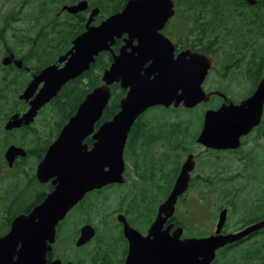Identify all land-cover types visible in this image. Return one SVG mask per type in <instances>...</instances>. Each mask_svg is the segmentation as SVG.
I'll list each match as a JSON object with an SVG mask.
<instances>
[{"label": "water", "instance_id": "95a60500", "mask_svg": "<svg viewBox=\"0 0 264 264\" xmlns=\"http://www.w3.org/2000/svg\"><path fill=\"white\" fill-rule=\"evenodd\" d=\"M247 2L256 4L255 0ZM88 7L87 1H80L63 6L61 11L76 15L87 11ZM98 13L97 8L89 12L85 30L56 63L32 76L19 96L20 100L31 99L29 110L22 116H11L5 125L6 130H11L30 124L37 112L68 82L90 69L100 53L112 54L110 66L102 73V84L84 97L38 166L41 182L55 178L54 190L28 215L16 217L8 234L0 238V264H44L46 253L55 241L57 225L85 194L123 182L125 140L135 121L147 110L179 106L193 109L213 94L226 101L223 94L206 95L201 87L210 59L190 51L175 57L174 45L161 33L175 15L174 0H128L120 12L94 25ZM123 35H126L124 44L114 54L112 46ZM1 64L13 65L19 70L23 67L22 61L12 53L4 57ZM113 84H118L125 92L119 110L94 132L110 101ZM263 108L264 77L253 94L239 104L223 103L217 110H207L196 144L215 151L238 150L241 139L260 126ZM90 135L94 144L88 151L82 141ZM18 152L23 155L20 149L10 147L6 158L12 161ZM194 168L195 159L190 154L145 236L131 228L122 216L118 217L128 242L124 264H212L217 251L264 230L262 219L235 233L222 234L227 209L219 213L214 234L205 238H182V227L172 233V226L163 229L174 215L178 198L187 191ZM94 237L95 229L85 225L80 229L75 246H84ZM52 264H61V261Z\"/></svg>", "mask_w": 264, "mask_h": 264}, {"label": "flooded vegetation", "instance_id": "af4514ba", "mask_svg": "<svg viewBox=\"0 0 264 264\" xmlns=\"http://www.w3.org/2000/svg\"><path fill=\"white\" fill-rule=\"evenodd\" d=\"M244 3L247 5L246 8H257L258 6L257 1L254 5H250L247 0H245ZM174 18V16L170 18L165 24L164 28L161 30L163 36L167 37L174 45V56L176 57L181 52L190 51L191 53L208 57L210 59V68L207 70L204 76V80L201 84V87L206 95H211L213 93L218 92L220 94H223L226 98L225 101L218 94H213L209 97L208 101L203 102L193 108L197 109L199 106L205 108L204 112L199 118V135L203 126L204 113L207 110H217L223 105V103L239 104L240 102L247 99L253 94L260 80L264 77V60L263 57L259 58L257 55L262 49H264V33L260 34L262 36V39H260L259 37V39L253 42V40L247 35V28L245 32H242V36H236L235 34H223V32L220 31L222 28L221 25L211 26L207 24H202L200 26V32L191 34L188 37L183 36L179 39H176L173 35L172 21ZM197 19L200 21V23L207 20H211V18L208 16H199ZM227 27L230 28L233 26L227 25ZM240 28H244V26H241ZM210 30L213 32V35H211ZM125 38L126 35H123L121 38V46L124 44L123 40ZM133 44H135V42H133ZM19 60L22 61V59ZM56 61L54 63H56ZM257 63H260V66L258 68H255L254 65ZM22 68L27 71L28 76L30 78V82L34 74L32 73L30 68L24 66ZM28 84L26 85V87L28 86ZM26 87L23 88V90L19 93L16 99L12 98V100L9 102L11 106H16V108L13 109L14 111L12 110V113H10L8 117L3 120H0V203H4V208H2V210L4 211L5 215L4 217L3 215L0 217V238L8 234L11 224L16 217L21 215H28L36 206L41 204L43 200L54 190L55 186L52 182L53 180H55V178H50L46 182H41L37 175L38 166L43 161L49 147L57 139L59 133L62 130V127L69 120L68 119L58 131L55 126V120L53 123L54 126L51 131L46 132V129L38 122V120L42 114H45L46 109L49 111L51 117L56 118L51 111V107L48 106L52 101L51 100L47 105H45L37 112L35 118L30 124H22V126L19 128L6 130L5 125L7 124L11 116L15 114L22 116L30 108L29 101L31 99L29 101H26L20 100L19 98V96L22 94ZM226 87H248L254 90H252L249 95H247L240 101H234L232 99H229L223 91L219 90V88ZM178 108H182V106H179ZM141 116L135 121L133 126L130 128L127 138L125 140V145L123 149V161L125 165L123 173V182L121 184L107 185L100 190H94L85 194L84 198L76 206H74L65 216V218L57 225L55 241L51 245V250L46 253L44 264H52L56 260H60L61 264L71 262L65 261L63 258H61L56 250L60 243L61 228L65 226V223L66 221H68V219H70V216L74 215L80 208H83V212L97 211L100 210V208L106 209V203L102 205L101 203L93 202L94 196L102 195L104 197L106 194L110 193L116 188H125L123 192L119 193V196L115 199L114 203L109 206V208H112L110 218H115L116 227L118 229V235L120 237L119 256H121V260L118 264H124L128 249V242L123 235V224L118 221V217L122 216L127 222V224L134 230L138 231L141 235L145 236L147 234L148 229L150 228L151 224L157 216L159 206L167 199L170 192L172 191L174 182L172 183L169 192L164 196V192H158L156 187L153 186L154 183H151L148 180L143 181L137 178L138 181L136 183L131 182L127 168L154 167L157 164L161 166H163L164 164L166 166H169L172 164L173 160L172 152L168 149V146L164 142L158 144L160 153H156V150L158 148L157 145L151 144L156 141V135L152 133V129L146 128L145 126H138V121ZM263 116L261 124L263 121ZM98 122L95 125L94 132H96L98 129ZM37 123L38 126L36 127ZM257 128H255L249 135H251ZM151 133L153 137L151 136ZM246 137H243L241 139L242 145ZM82 144L86 147L88 151L91 150L94 144L92 135L86 137L82 141ZM10 147L20 149L21 152H23V155L18 152L17 155L13 158V160L10 161L6 158L7 150ZM202 149L205 150L204 152H221L204 148ZM224 152L233 153L236 151L227 150ZM190 154L194 156L196 168V164H198V159L200 156L198 157V154H193L190 152L184 154L186 156L183 160H181V165L186 159V157ZM195 168L190 174V182L187 191L181 197H179L176 202L173 217L167 220L163 225V229H166L168 226H172L170 233H172L177 227H182L181 224L176 220L175 214H177V212L179 213L178 205L181 203L182 200L186 199L188 191L193 186V174ZM156 179H159L160 184L164 188L167 186L168 179H171V177L167 174L159 173L155 176V180ZM2 187H5L6 189L1 190ZM223 209H227L228 217L229 213L231 212L230 210H232V207H224L219 205V207L217 208L218 215ZM213 223L215 224L212 232H203L198 237L194 238H205L213 235L215 232L217 220ZM225 224L221 231V233L224 235L229 233H235L247 226L245 225L238 227L237 229L235 228L232 230H227ZM85 225H90L91 227H93L95 229V236L97 235V227L93 226L89 222H84L81 224V227L78 230V235L77 238L74 240V243H76L80 235V229ZM251 237L252 236L241 240L238 243L226 246L225 248L217 251L216 256L220 251L224 249H230L233 246L246 244L248 241L251 240ZM182 238L185 237L182 236ZM93 240L94 238L84 246L79 247L78 250L89 249L91 246L88 245H90ZM103 249L105 250V252L109 251V249L104 246ZM99 250L100 248L96 249L95 252V259H98V261H100ZM15 258L16 257H14V259Z\"/></svg>", "mask_w": 264, "mask_h": 264}, {"label": "rangeland", "instance_id": "374dc122", "mask_svg": "<svg viewBox=\"0 0 264 264\" xmlns=\"http://www.w3.org/2000/svg\"><path fill=\"white\" fill-rule=\"evenodd\" d=\"M43 2L44 0H0V28H4L6 34V43L4 39L0 40V67L2 66V59L8 56L10 52L14 54L16 59H21V56L30 54L33 50L34 38L40 46H44L46 42L40 39L37 40L39 34H47L49 42L52 43L55 42L54 39L58 40L56 36L52 35L51 30L56 23L65 20V15L58 14L54 5L43 7ZM177 2L178 6L176 0H174L175 18L172 24L173 35L176 39H179L196 33L195 29L198 28L200 21L198 20V25L195 24L197 17L187 8L186 0H177ZM9 13H13L14 18L5 26L3 18ZM259 37L262 39L261 35ZM20 76L26 77L27 75L21 74ZM13 89V86H9L7 90L8 101L14 98ZM219 90L223 91L229 99L240 101L249 94L250 88L226 87L219 88ZM14 108H16L15 105L11 106L9 103L0 102V114L12 111ZM204 109L199 106L192 113H186L182 108L173 110L171 108L154 107L144 113L143 120H166L165 124H159L163 128H167L171 123L181 124V121L190 125L189 121L192 120V125L188 129L191 134L190 138L194 131H198L199 118ZM175 113L177 114L175 115ZM55 120L56 118L51 117L46 109L45 114L39 117L38 122L48 132L53 128ZM187 149L190 153L198 154V157H200L193 174V186L188 191L186 199L178 205L179 213L175 214V218L184 229L183 237H198L203 232H212L215 224L213 222L217 220L219 205L228 206L225 200H220L221 197L239 196L244 198L246 193L241 190L249 185L248 175L255 178L264 175V116L262 124L246 137L243 145L236 152H204L205 150L198 144L187 146ZM156 153H160L159 147ZM184 154L176 152L175 156L178 155L177 159L183 160L186 156ZM127 170L131 182L136 183L138 180L133 175V167H128ZM4 189L6 188L2 187L1 190ZM124 190L125 188H116L104 197L102 195L94 196L93 202L102 205L106 203V209L100 208L97 211L83 212V208H80L74 215L70 216L65 226L61 228L60 243L56 249L61 258L73 263L78 261L80 264H90L95 261L96 249L100 248L99 259L108 258L111 264L119 263L121 260V256H119L120 237L115 218H110L112 208H109V206ZM2 208H4V203H0V217L5 216ZM230 211L225 227L227 230L237 229L242 225L240 221L244 217L233 208ZM84 222H89L97 227V238L88 245L91 246L89 249L78 250L79 247L76 248L74 240L77 238L78 230ZM116 237L119 241L113 243V239ZM107 240L112 244V247L105 252L103 241ZM251 241L252 239L246 244L249 245ZM231 252L228 251L226 254H231Z\"/></svg>", "mask_w": 264, "mask_h": 264}, {"label": "trees", "instance_id": "16d2710c", "mask_svg": "<svg viewBox=\"0 0 264 264\" xmlns=\"http://www.w3.org/2000/svg\"><path fill=\"white\" fill-rule=\"evenodd\" d=\"M80 1L88 2V10L85 12L78 13L76 15H70L66 12H62L65 15V20L58 22L54 25L51 33L56 36L58 40L54 39V43L49 42L47 34L37 35L38 39L46 42L44 46H40L36 38H34V44L32 45V52L30 54L21 56L23 66L30 68L33 74H37L44 67L54 63L58 56L66 53L71 47L72 41L85 30V23L87 21V14L97 8L99 10L98 15L94 19L93 24L98 25L105 18L120 12L125 6L128 0H44L42 6L47 5L56 6L58 14L65 5H73ZM245 0H186L187 8L190 9L192 14L198 18L199 16H208L211 20L201 22L196 33L200 32V26L203 24L207 25H221L220 31L223 34H235L236 36H242V32L248 29L247 35L255 42L259 39V35L264 33V0H256L257 8H246ZM177 6L178 2L176 0ZM17 13V12H16ZM14 18L13 13L6 14L3 18L5 26L8 25L9 21ZM195 24L198 25V19L195 20ZM231 25L233 27H227ZM244 26V28H240ZM5 29L0 28V40L5 41ZM211 35L213 32L210 30ZM36 41V44H35ZM121 39L117 40L112 46V52L118 53L121 47ZM62 52V53H61ZM11 53V52H10ZM259 58L263 57L264 60V49L257 54ZM112 62V54L108 52L100 53L96 58L95 62L91 64L90 69L85 72L79 78L67 83L52 99L50 104L51 111L56 117V128L57 131L64 125V123L75 113L79 104L84 100V97L92 91L95 87L102 84L101 76L104 70H106ZM255 68L260 66V63L254 65ZM26 74V77L20 76ZM30 78L27 71L17 69L15 66L10 65L8 67H0V102L9 103L7 90L9 86H13V96L16 97L28 84ZM254 90L250 89L249 93ZM111 98L108 105L105 107L101 119L98 122L100 124L107 122L119 110V102L124 97L125 92L121 90L118 84H113L110 87ZM249 95V94H248ZM10 104V103H9ZM162 108V107H159ZM176 110L174 108H171ZM179 109V108H178ZM186 113H192L195 109L187 110L182 108ZM14 111V110H13ZM11 111L0 114V120L5 119ZM177 113H175L176 115ZM143 116L138 121V126H145L153 130L156 141L151 144H158L164 142L168 149L172 152V164L163 166L157 164L154 167H135L133 168L134 175L143 180L154 183L158 192H164V196L169 192L174 179L176 178L179 168L181 165V159H177L178 155L175 156L176 152L181 154L189 153L187 146L196 144V138L198 131L192 134L188 132L192 120L188 123L181 121L179 123H171L167 128H163L161 125L166 123V120H143ZM161 124V125H159ZM151 133V136L153 137ZM190 140V141H189ZM159 154V153H158ZM159 173L167 174L171 177L168 179L167 186L163 188L160 184L159 179L155 180V176ZM249 185L242 189L245 192V197H221L220 200H225L228 206H231L236 212L243 215L244 219L240 221L241 226L251 224L253 222L264 219V175L258 178L248 175ZM240 226V227H241ZM251 243L233 246L230 249H224L220 251L212 264H264V230H261L251 235ZM97 238V235L94 239ZM112 239V238H111ZM119 241L116 237L113 239V243ZM103 246L107 249H111L112 244L107 240L103 241ZM228 251H232L231 254H226ZM66 260V259H64ZM77 261V260H76ZM75 262V261H74ZM76 264H80L78 261ZM90 264H111L108 258H103L98 261L91 262Z\"/></svg>", "mask_w": 264, "mask_h": 264}]
</instances>
